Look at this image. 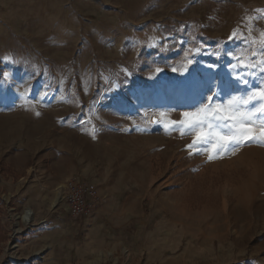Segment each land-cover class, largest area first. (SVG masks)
I'll use <instances>...</instances> for the list:
<instances>
[{
    "label": "rangeland",
    "instance_id": "obj_1",
    "mask_svg": "<svg viewBox=\"0 0 264 264\" xmlns=\"http://www.w3.org/2000/svg\"><path fill=\"white\" fill-rule=\"evenodd\" d=\"M262 32L264 0H0V264H66L44 221L95 169L160 215L70 264H264V146L209 161L173 125L264 88Z\"/></svg>",
    "mask_w": 264,
    "mask_h": 264
},
{
    "label": "crops",
    "instance_id": "obj_2",
    "mask_svg": "<svg viewBox=\"0 0 264 264\" xmlns=\"http://www.w3.org/2000/svg\"><path fill=\"white\" fill-rule=\"evenodd\" d=\"M51 160L47 158L46 163H51ZM52 162L56 165L58 161ZM88 176L85 178L98 196L97 199L90 200L93 206L92 215L88 218L71 219L65 211V216L51 214L44 221L49 224L46 238L51 242L49 255L53 260L70 264L72 255L79 258L84 252L92 254L97 250L110 247L115 244V239L119 240L120 236L117 237V235L120 230L128 226L130 232L135 233L158 218L156 214L160 215V212L155 210L153 216L148 217L141 210L139 211L141 195L144 196V193L149 190L148 182H141L135 190L126 189L127 186L134 184L126 185L125 181L114 182L113 174L107 171L95 169ZM36 209H39V205L34 208ZM38 211L37 216L40 215ZM32 214L34 218V212ZM163 218L160 216L159 222H163ZM168 222L172 225L171 218ZM212 224H216V228ZM204 225L205 229H224L225 227L222 221L205 222ZM124 238L127 239L125 236Z\"/></svg>",
    "mask_w": 264,
    "mask_h": 264
},
{
    "label": "snow or ice",
    "instance_id": "obj_3",
    "mask_svg": "<svg viewBox=\"0 0 264 264\" xmlns=\"http://www.w3.org/2000/svg\"><path fill=\"white\" fill-rule=\"evenodd\" d=\"M261 36L264 37V32ZM235 37L233 33L230 39ZM260 54L264 56V41H261ZM215 95H209L207 103L198 110L184 112L181 121L173 122L182 126V134H195L187 147L202 149L211 161L248 143L264 146V88L246 97L232 96L222 103L215 102Z\"/></svg>",
    "mask_w": 264,
    "mask_h": 264
},
{
    "label": "built area",
    "instance_id": "obj_4",
    "mask_svg": "<svg viewBox=\"0 0 264 264\" xmlns=\"http://www.w3.org/2000/svg\"><path fill=\"white\" fill-rule=\"evenodd\" d=\"M57 197L53 206L64 208L71 219L88 218L93 213V206L90 200L97 199L94 189L83 180L78 178L67 179L57 188ZM23 216V215H22ZM20 221L29 224L31 221Z\"/></svg>",
    "mask_w": 264,
    "mask_h": 264
},
{
    "label": "bare ground",
    "instance_id": "obj_5",
    "mask_svg": "<svg viewBox=\"0 0 264 264\" xmlns=\"http://www.w3.org/2000/svg\"><path fill=\"white\" fill-rule=\"evenodd\" d=\"M22 219H23L24 222H26L27 220L32 221L34 219L32 212H30L29 210H24ZM16 231L19 232V229L16 228Z\"/></svg>",
    "mask_w": 264,
    "mask_h": 264
},
{
    "label": "trees",
    "instance_id": "obj_6",
    "mask_svg": "<svg viewBox=\"0 0 264 264\" xmlns=\"http://www.w3.org/2000/svg\"><path fill=\"white\" fill-rule=\"evenodd\" d=\"M4 239H5V236L2 233H0V241H2Z\"/></svg>",
    "mask_w": 264,
    "mask_h": 264
}]
</instances>
